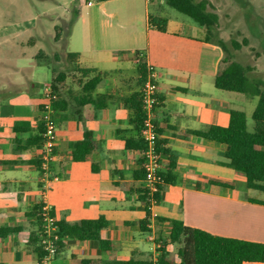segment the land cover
Masks as SVG:
<instances>
[{
    "label": "crops",
    "instance_id": "1",
    "mask_svg": "<svg viewBox=\"0 0 264 264\" xmlns=\"http://www.w3.org/2000/svg\"><path fill=\"white\" fill-rule=\"evenodd\" d=\"M53 1L60 13L49 9L23 25L0 15V53L20 58L0 77V264H37L41 226L28 214L40 202L56 224L99 218L105 223L99 231L104 248L94 239L66 236L51 264H156L170 220L264 245V192L248 189L245 177L225 165L226 145L196 135L207 126H227L230 111L238 110V96H223L214 86L223 52L206 41L204 27L178 16L161 17L167 21L165 32L151 27L148 17L160 16L149 14L148 7L163 12L165 0H128L143 2L145 12L144 30L132 34L129 46L124 45L129 33L116 28L128 18L99 12L105 3L120 0L99 1L96 8L92 0H83L75 9L78 15L64 40V79L53 105L54 159L50 176H43L41 88L56 74L38 69L47 58L45 38L52 37L60 21L70 19L67 5ZM136 52L156 72L158 137L176 159L173 183L162 185L151 208L143 199L141 153L125 147L126 140L140 138L124 104L141 88ZM96 76L94 90L84 92L83 85ZM85 135L91 137L92 151L84 161H74L73 146ZM168 159L161 158L162 173ZM243 264H264V259Z\"/></svg>",
    "mask_w": 264,
    "mask_h": 264
},
{
    "label": "trees",
    "instance_id": "2",
    "mask_svg": "<svg viewBox=\"0 0 264 264\" xmlns=\"http://www.w3.org/2000/svg\"><path fill=\"white\" fill-rule=\"evenodd\" d=\"M165 3L168 7L188 17L197 25L204 27L206 30V41L218 46L222 50L223 68L215 77V88L221 91L236 92L257 97L256 106L251 114V120L253 122L252 131H248L247 129L246 115L242 111L232 110L229 113L227 126H207L196 132V135L226 145L227 151L224 155L226 159L225 165L245 177L248 189L264 192V90H262V81L256 80L251 85V81L246 77L248 68L233 61V56L230 54L226 42L215 36L219 19L218 15L211 11L212 5L208 0H165ZM77 15L78 12L73 10L71 19L67 22L62 21L66 26V33L62 26L55 27V41L61 39L62 36L67 38ZM148 23L159 32L166 31L167 21L164 18L149 16ZM246 44L247 42L244 40L243 45ZM231 46L235 50H239L242 45L232 40ZM68 56L77 57L76 54H68ZM135 57L138 59L137 71L139 75L136 82L141 87L145 79L146 61L144 56L139 52L135 53ZM80 71L82 74L88 72L86 70ZM63 79V72H58L51 79L50 85L56 94H58L59 85ZM98 82L99 77L96 76L86 82L82 90L84 92H90L94 90ZM140 97V91H138L124 101L125 106L133 113L131 124L133 125L134 132L138 135L144 119ZM155 125L159 135L160 130L156 122ZM42 130L43 128H40V135ZM38 140L41 142V136H39ZM164 144L165 142L158 137L156 151L162 156L169 157L167 172L161 173L162 185L173 183L172 170L176 164L175 157L164 148ZM125 147L127 149L135 148L140 151V172L143 179L142 155L145 150L144 142L140 138L126 140ZM92 148L93 143L91 142L90 135H85L82 141L77 142L73 146V160L77 162L84 161L92 151ZM217 183L222 187L229 186L224 182ZM162 185L159 187V193L156 194L157 202L159 201ZM143 199L146 202L145 190L143 191ZM42 208L43 205L40 202L28 214L29 216H35L40 226ZM56 225L59 240L69 236L81 240H97L102 248L106 244L99 238V231L105 227V223L101 218L94 221H82L76 225H67L65 223H58ZM169 225L170 231L164 246L159 250L160 255L157 258L156 264H243L245 262H258L264 259L263 244L215 236L205 231L185 226L181 221L177 220H170ZM170 245L178 246L175 256L179 260L178 263H176L174 255L167 250V247ZM58 246H60L59 241L57 242Z\"/></svg>",
    "mask_w": 264,
    "mask_h": 264
},
{
    "label": "rangeland",
    "instance_id": "3",
    "mask_svg": "<svg viewBox=\"0 0 264 264\" xmlns=\"http://www.w3.org/2000/svg\"><path fill=\"white\" fill-rule=\"evenodd\" d=\"M212 5L211 11L218 15V27L215 30L217 37L226 42L230 54L233 56V61L239 63L245 68L246 77L250 84L256 80L262 81V90H264V0H208ZM62 5H67L69 9V17L71 19L72 11L77 9L84 1L74 2L72 0H59ZM96 8L99 0H92ZM53 0H0V15L10 17V22L16 25H23V22L31 16H35L41 12H47L49 9L54 10ZM94 8V9H95ZM55 12L60 13L59 9ZM149 14L158 15L171 19L172 15L185 19L194 24L188 17L175 11L174 9L163 5V12H155L153 5L148 7ZM105 16L110 13H123L127 18V23L117 26L116 28L121 31H127L128 40L124 44L129 46L135 39L134 35H139L144 30V6L143 2L140 4H130L128 0L110 1L105 3L99 11ZM105 18V17H104ZM69 19V20H70ZM66 22V21H65ZM115 24V21L113 20ZM58 26H62L66 33V26L59 22ZM55 31L52 30V37L45 38L46 49L43 52L47 56L43 59L38 72H47L51 70L53 75L65 69L64 67V40L55 41ZM132 34H134L132 36ZM21 34L20 36H23ZM130 40L133 42L130 43ZM241 44L239 50H235L231 46V41ZM247 44L243 45V41ZM130 51V50H125ZM14 53V52H13ZM13 53L1 52L0 53V77H5L10 67L16 61H19ZM15 58V59H14ZM42 61V60H41ZM48 67V68H47ZM48 80L50 81L51 73L49 71ZM252 85V84H251ZM223 96H238L236 100L237 109L246 115L247 129L252 131L253 122L251 114L256 106L257 97L248 94L236 92H222ZM177 245H170V252L176 256ZM176 258V257H175Z\"/></svg>",
    "mask_w": 264,
    "mask_h": 264
},
{
    "label": "built area",
    "instance_id": "4",
    "mask_svg": "<svg viewBox=\"0 0 264 264\" xmlns=\"http://www.w3.org/2000/svg\"><path fill=\"white\" fill-rule=\"evenodd\" d=\"M136 63L138 59L135 57ZM42 96V132H41V171L44 177L50 176V165L54 159L56 124L54 119V102L57 94L50 84H45L41 88ZM140 98L144 119L140 130V139L145 144L143 152L142 169L144 172L143 189L146 195V205L148 208L157 205L156 194L162 185V155L156 151V141L158 133L155 125V110L160 104L158 98L157 75L154 68L146 64L145 79L140 88ZM57 225L54 217L46 207L42 208L41 230L39 233L38 246L41 249V256L37 264H51L57 253Z\"/></svg>",
    "mask_w": 264,
    "mask_h": 264
}]
</instances>
